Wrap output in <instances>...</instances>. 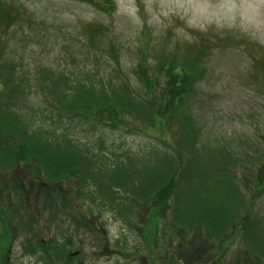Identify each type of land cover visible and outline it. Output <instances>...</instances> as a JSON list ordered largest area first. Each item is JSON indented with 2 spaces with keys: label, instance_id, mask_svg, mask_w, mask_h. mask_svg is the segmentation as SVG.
Returning <instances> with one entry per match:
<instances>
[{
  "label": "rangeland",
  "instance_id": "rangeland-1",
  "mask_svg": "<svg viewBox=\"0 0 264 264\" xmlns=\"http://www.w3.org/2000/svg\"><path fill=\"white\" fill-rule=\"evenodd\" d=\"M4 1L27 9L21 16L34 22L28 27L17 24L15 16L10 21L14 24L7 34L11 41L3 47V58L18 62L14 71L17 78L26 79L27 75L30 79L38 66H45L55 75L69 76L76 82L72 85L84 91L87 86L83 88V85L87 84L95 68L104 83L109 81L117 87L124 78L139 93L138 96L148 97L140 82L142 55L146 56L151 67H156L157 56L162 53L169 54L178 49L182 58H191L197 54L202 41L209 47L208 54L199 57L201 74L193 75L197 81L193 80L188 89L192 91L184 102V110L181 109V114L174 115L165 126L138 122L143 121L141 118L146 116V112L139 113L137 119H129L127 115L134 133L97 126L93 120L81 117H53L61 123L59 127L62 124L77 126L71 138L85 144L83 146L100 157L97 165L104 164L111 170L117 164L120 168L125 166L128 171L147 173L155 156L161 160L172 157L173 164H178L176 154L180 153L184 159L191 149H197L205 159L213 155L217 158V152L235 154L240 160L238 171L246 168L250 172L258 163L264 146L261 140L264 133V0H106L108 9L112 2L111 14L83 0ZM94 2L103 6L101 0ZM5 17L0 15L3 20ZM88 24H94L98 30L86 34ZM93 37L97 38L96 45L91 43ZM112 45L118 48L117 65L112 61ZM105 51L110 53L109 57ZM117 67L120 73L115 70ZM54 83L49 78L44 86ZM16 92L11 95L18 97L5 102L2 96L6 95L5 90H0V102L7 106L5 113L9 114L8 117L0 111V122L10 124L0 137V264L168 262L166 259L176 252L180 242L177 236L172 242L169 237L158 236L151 244V240L144 241V236L152 238L153 234L147 236L144 231L143 236L141 230L136 229L138 224L131 223L132 227H129L121 218L111 217L108 211H94L87 200L79 201L81 205L77 211L80 213L78 221L89 224V227L78 229L69 213L71 209L63 208L55 193L49 194L45 187L33 185L36 183V168L25 165L26 158L31 155L21 151L23 138L18 133L19 137L15 136L12 126L14 114L20 111L16 108L21 109L22 106L27 109L21 110L27 121L32 116L42 117L46 125L51 122V111L58 113L62 109L57 106L51 108L52 100L44 98L42 93L22 97L18 94L19 89ZM152 97V102L157 104L156 94ZM30 106L37 108L38 112L25 113ZM186 117H191L197 132L196 139H192L194 144L184 147L182 139L176 140L175 136ZM30 130L33 131L32 127ZM1 133L2 129L0 136ZM5 137H8V143L3 148L1 144ZM5 161L7 163L1 165ZM64 162L65 159L56 165L57 168ZM45 176L41 173V177ZM125 178L128 177L125 175L122 182L126 181ZM143 180L141 194H145L146 188L155 187L147 175ZM237 181L241 195L248 202V190ZM70 185L72 182L64 180L63 186H58L63 188L61 192L68 199L75 192L74 188L73 193L67 190ZM108 205L105 208L111 209L115 203L110 201ZM255 209L262 218L254 228L256 234L263 230L264 194L256 200ZM117 211L120 212V207ZM101 214L102 217L95 220ZM136 220L139 221L138 218ZM26 237H34L44 244L32 243L25 252L21 242ZM262 237L261 233L260 239ZM49 248L56 252L55 257L47 253ZM241 249V240L234 239L222 250H217V255L222 252H226V256L229 253L238 255ZM66 252L72 253L69 263ZM178 263L185 264L184 261Z\"/></svg>",
  "mask_w": 264,
  "mask_h": 264
},
{
  "label": "trees",
  "instance_id": "trees-1",
  "mask_svg": "<svg viewBox=\"0 0 264 264\" xmlns=\"http://www.w3.org/2000/svg\"><path fill=\"white\" fill-rule=\"evenodd\" d=\"M103 2L107 3L106 0ZM20 11L0 0V15L6 16V20L0 18V90L3 89L6 93L2 94L3 100L6 102L11 97H18L11 95L17 93V89L20 90L18 94L24 97L26 90L31 87L36 93L50 96L52 104L56 103L58 108L63 107L64 110L56 115H64L66 119L71 117L91 119L98 126H112L135 132L128 120L137 119L141 112L147 114L141 118L143 121L138 122L165 126L174 115L181 114V109L184 110V102L192 91L188 89L193 80L197 81L193 79V75L201 74L200 58L209 52V47L203 41L197 54L191 58L186 56L182 58L178 49L176 51L173 49L169 54L162 53L160 57L157 56L156 67H151L146 62V56L142 55L143 65L139 67L140 82L148 97L138 96L139 93L134 91L130 82L121 79L120 75L119 78L122 80L120 86L116 87L109 81L107 84L104 83L95 68L87 84L83 85V88L87 86L84 91L73 86L72 84L76 82L69 76L51 74L46 69L41 74L40 69H37V75L30 78H34L32 81L27 75L26 79L21 76L17 78L14 71L18 62L9 61L2 56L4 46L2 42L5 38H1V30L5 31L11 25L9 22L11 15L16 17L18 24L30 27V20H23L25 23L19 20ZM202 40L205 38L202 37ZM96 42V37L91 38L92 44L96 45ZM111 49H114L112 61L117 65L118 48L112 45ZM105 52L109 57L110 53ZM188 68H191L189 72L186 71ZM115 70L120 73L119 67ZM49 78L55 83L52 86H44V82ZM154 93L157 96L156 101L158 99L157 104L152 102ZM24 100L28 101L27 98ZM6 109L7 106L2 103L0 111L9 117V114L5 113ZM16 109L20 111L14 114L12 126L15 136L23 138L21 151L31 155L26 158L25 165L31 169L36 168L34 178L36 183L33 185L45 187L49 194L55 193L59 197L57 201H60V205L65 209H71L72 212L69 213L78 229L82 226L89 227V224L78 221L80 213L77 211L81 205L79 201H84L87 195L86 198L91 204L102 208L108 207L110 201L115 203L111 209L125 221L129 222L136 216L142 224V235L144 236V231L147 236L153 234L152 238L144 236V241L151 240L152 244L158 236H162L169 237L172 242L177 235L180 242L176 252L171 253L172 260H179L181 263L184 261L185 264H264V225L262 232L256 234L254 232L258 222L262 220L256 209L254 211V206L256 200L264 194V146L258 163L250 172H247L246 168L238 171L240 160L234 153L232 156L227 152H215L217 158L213 155L205 159L197 149L187 152L184 159L180 153L176 154L178 164H173L172 157L161 160L155 156L151 163L152 168L147 172L150 175L136 170L129 172L125 166L120 168L117 164L108 170L104 164L97 165L101 160L97 154L83 146L85 144L77 143L71 138L72 132L77 131V126L62 124V127H59L61 123L56 120L49 127L46 137L34 134L21 112L27 109L22 106L21 109ZM30 109L25 113H30ZM127 115L130 116L129 119ZM171 124L172 122L169 126ZM9 126V122H0L2 129L0 137L10 128ZM59 128L61 129L58 131ZM139 129L137 126L136 130ZM178 131L176 140L182 139L184 147L189 143L194 144L192 139H196L197 130L191 117L185 118ZM261 140L264 145V133ZM7 143L8 137L3 138L2 147L4 148ZM64 159V164L61 163L60 168H57L56 165ZM133 159L136 162L134 157ZM6 163L2 162L1 165ZM145 167L146 165L142 171ZM41 173L46 174L45 178L41 177ZM144 174L150 177V182L155 184V187L150 186L146 188L145 194H141ZM125 175L129 179L125 178L126 181L122 182L121 179ZM236 178L248 190L250 194L248 202L241 195ZM34 179L32 178V181ZM64 180L72 182L67 190L72 193L73 188L75 190L71 194V199L62 194L63 188H58L60 184L63 186ZM165 183L169 184L165 186ZM119 207L120 212L117 211ZM167 217H170L168 221ZM176 226L182 228L178 227L177 230ZM261 233L263 237L260 239ZM234 239L242 242V249L238 255L229 253L226 256V252L217 255V250H222Z\"/></svg>",
  "mask_w": 264,
  "mask_h": 264
}]
</instances>
